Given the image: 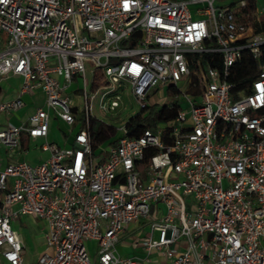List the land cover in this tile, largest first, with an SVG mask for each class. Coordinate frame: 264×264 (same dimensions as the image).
I'll return each mask as SVG.
<instances>
[{
  "label": "built area",
  "instance_id": "built-area-1",
  "mask_svg": "<svg viewBox=\"0 0 264 264\" xmlns=\"http://www.w3.org/2000/svg\"><path fill=\"white\" fill-rule=\"evenodd\" d=\"M208 54L217 66L195 59ZM9 75L21 83L0 114L36 91L43 104L0 127L11 153L0 162V264H26L11 225L21 216L44 221L52 250L33 264H146L152 252L164 264H264L257 0H0V80ZM160 88L180 99L168 133L157 124L130 137L124 124L93 152L99 91L104 112L119 107L117 89L141 111ZM53 122L70 144L49 139ZM32 149L45 159L28 161ZM131 235L146 255L122 259L116 245Z\"/></svg>",
  "mask_w": 264,
  "mask_h": 264
},
{
  "label": "rangeland",
  "instance_id": "rangeland-1",
  "mask_svg": "<svg viewBox=\"0 0 264 264\" xmlns=\"http://www.w3.org/2000/svg\"><path fill=\"white\" fill-rule=\"evenodd\" d=\"M258 5L260 8H264V0H257ZM15 86H17V82H15L14 80H7L6 84L4 87H11L14 88ZM77 89V84L73 83L72 86L70 87L69 93L71 96H73L74 94L72 93V91ZM186 86H182L181 90H185ZM104 91H99L95 98L91 101V106H92V117L96 118L98 121H100L101 123H103L105 126L107 127H111L114 130L118 131L119 128H121L122 126H124V124L126 123V121L130 118L133 117L134 115L138 114L140 112L139 106L134 102V100L132 99V96L130 95L129 91H121L120 89H117V91L109 94L110 96H113L115 94H118L121 96V99L119 101V107H117L114 111L111 112H104L101 109H99L98 105H99V100L101 97V94ZM12 90L9 91L8 93V97L7 99H9L12 95ZM158 100V101H156ZM156 100H154V102H156V107L158 108L161 105H171L177 102H180V99L178 97L175 96L174 93H172L171 91L168 92V95L165 91V89L160 88L157 90L156 92ZM160 100V101H159ZM153 102V100L151 101ZM78 108L81 109L82 108V104L80 102V100L76 101ZM39 104L42 105L43 104V99L41 101H39ZM156 108L153 110V113L156 112ZM149 112V111H148ZM14 115L13 113L10 114H6V113H1L0 114V127H4L6 125V121L2 120V118H8V120L13 119ZM56 124V122H55ZM61 126L62 130H66V126L62 123H58ZM159 125L161 129H165L168 125H170V123H164L162 121H158L155 125L152 126V128H155L156 125ZM55 132L53 133L52 137L53 138H57L59 140V142L61 144L65 143L64 142V136L62 135V133L60 132L59 129H56V127L54 128ZM71 137H69L68 141H71ZM11 153L9 151H7V148L0 145V159L3 160L5 159L6 156H9ZM30 154L32 155L33 158H35L37 161H42L45 159L46 154H44L43 152H39L36 149H32L30 151ZM103 155H99L97 158H102ZM28 161H34L30 156H28ZM35 160V161H36ZM25 217L21 216L16 220H13L11 225L13 227V229L16 231V233L18 234V236L21 238L23 245H24V251L25 253L28 254H33L35 253V251H39L40 255L44 254V253H48L51 254L52 250L50 248H48L46 246V243L42 244L43 239H44V235L46 233V228L44 226V221L40 220V219H36V231L35 232H31L25 223ZM158 235L157 233H154V239H157ZM135 238V235H131L129 237H125L123 239H121L117 245H116V251H117V255H119L122 259L128 258L130 256H132L133 254L135 255H142L145 256L146 254H142L140 253V251H138V249H133L131 242L133 241V239ZM45 242V240H44ZM91 248H95L96 246V241L92 240L90 241V243L88 244ZM150 257V262H154L155 260L159 261L158 264H164V262H161L162 258L160 257V255H155V252H152ZM146 264H149L148 262Z\"/></svg>",
  "mask_w": 264,
  "mask_h": 264
},
{
  "label": "trees",
  "instance_id": "trees-1",
  "mask_svg": "<svg viewBox=\"0 0 264 264\" xmlns=\"http://www.w3.org/2000/svg\"><path fill=\"white\" fill-rule=\"evenodd\" d=\"M195 59L208 60L212 66H217V56L214 54L208 55H196ZM244 63V62H242ZM247 74L246 68L245 73L239 75L240 77H245ZM1 95V88H0ZM1 99V96H0ZM157 109L155 113H153L154 109ZM178 104L174 103L171 105H162L158 108L156 105H152L146 110H141L138 114L130 117L126 123L125 127L127 129V133L130 137H138L140 133L147 128H151L158 121H162L164 123H169L173 121L177 115ZM149 111V112H148ZM167 126L166 133H168ZM114 130L111 127H107L104 124H97L96 129L92 132V150L94 153H97L96 150L100 145H107L114 143Z\"/></svg>",
  "mask_w": 264,
  "mask_h": 264
},
{
  "label": "crops",
  "instance_id": "crops-1",
  "mask_svg": "<svg viewBox=\"0 0 264 264\" xmlns=\"http://www.w3.org/2000/svg\"><path fill=\"white\" fill-rule=\"evenodd\" d=\"M9 79L14 80L15 82H17V86H15L14 88L4 87L5 84H6V81L9 80ZM20 83H21V79L19 77L12 76V75H9V76L1 79L0 80V88H1V95L0 96H1V99H7L8 93H9L10 90H12V94H11L12 96L10 98L15 97L17 92H18V88L20 86ZM22 99L25 102V106L23 108L19 109L17 112L13 113L14 117H13L12 121L8 120V118H2V120L6 121V124L7 123H11V124H15L16 125L18 123H21L27 116L31 115L35 111V109L37 107L41 106L39 104V101H41L43 99V95H42V93L40 91H36L33 95H23ZM152 100H153V102H151V105H157L156 102H154V100H156V94L151 99V101ZM156 101H158V100H156ZM55 127H56V129H59L60 132L62 133V135L64 136V142L65 143L61 144L57 138H53L52 137L53 133L55 132V129H54ZM95 129H96V127H95ZM65 136H66L65 131L61 129V126L57 122H56V124H55V122H53L51 124V126H50L49 139L54 141L55 143L61 145V146L62 145H68V144H70L71 141H68L69 138L66 139ZM27 144H28V140H24L23 141V146L26 147ZM104 146H106V145H100L97 148L96 152L97 151L99 152L100 149L102 147H104ZM28 156H30L34 160V161H31V163H38L39 162V161H35L36 159L33 158L31 154L28 153ZM7 159H8V156H6L5 159H3L0 162L2 164H5ZM24 217H25L24 220H25L27 228L31 232H35L36 228H37V226L35 225L36 224V218H34L32 216H24ZM123 238H125V237H123ZM44 243L45 242H44V239H43L42 244H44ZM138 251H140V253H142V254H145L143 251H141V249H138ZM133 255H135V254H133ZM39 256H40L39 251H35V253H33V254H28V253H25V251H23V259H24V262L26 264H33L37 260V258ZM132 256H130V257H132ZM138 256H142V255H138ZM158 262L159 261L155 260L154 262H149V264H158ZM161 262H164V261L161 260Z\"/></svg>",
  "mask_w": 264,
  "mask_h": 264
}]
</instances>
